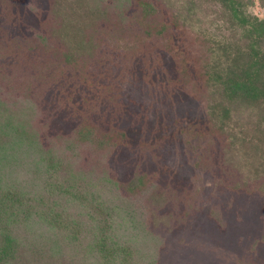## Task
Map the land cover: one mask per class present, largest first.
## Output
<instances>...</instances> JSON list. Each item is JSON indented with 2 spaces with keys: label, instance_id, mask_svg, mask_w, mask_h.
<instances>
[{
  "label": "trees",
  "instance_id": "1",
  "mask_svg": "<svg viewBox=\"0 0 264 264\" xmlns=\"http://www.w3.org/2000/svg\"><path fill=\"white\" fill-rule=\"evenodd\" d=\"M5 4L0 0L1 11ZM253 6L254 0H14L5 14L13 11L29 26L27 11L35 20L28 34L38 44L25 36L20 42L32 67L15 56L6 61L13 69L0 66V264H161L163 244L144 222L147 204L168 195L169 181L171 192L192 183L197 165L188 162L179 176L149 164L145 174L124 166L119 152L164 140V117L135 113L141 103L133 97L165 95L170 76L181 95L190 87L202 92L200 129L226 135L223 170L241 175L190 190L189 208H200L216 226L215 208L228 205L224 213L245 225L238 217L247 215L256 248L264 249V18L250 13ZM0 18L2 37L6 15ZM51 57L59 61L48 76L41 69ZM128 77L129 100L112 106L107 90L121 92ZM261 254L257 263H264Z\"/></svg>",
  "mask_w": 264,
  "mask_h": 264
},
{
  "label": "rangeland",
  "instance_id": "2",
  "mask_svg": "<svg viewBox=\"0 0 264 264\" xmlns=\"http://www.w3.org/2000/svg\"><path fill=\"white\" fill-rule=\"evenodd\" d=\"M6 2L0 16H5L2 26L3 36L0 37V66L3 68H10L6 61L13 60L14 56L18 57L25 67H32L34 63L26 58L24 48L20 44L23 42L24 36L31 39L28 34L29 29L35 23V20L30 17L27 11L22 14L27 17L28 22L32 25H22L19 22L18 14L10 11L5 14V10L13 7L14 0H4ZM35 5L38 4L35 2ZM250 13L257 17L264 18V9L259 3V0H254V6L250 8ZM0 20H2L0 18ZM36 31L41 33L52 32V27H35ZM214 31V28L212 29ZM33 48H36L38 42L31 39ZM38 51L42 50L37 47ZM49 63L41 70L48 76L58 67V58H49ZM22 74H27L24 68L20 69ZM117 73V70H114ZM126 79V78H125ZM165 80L157 83L161 86ZM124 87L120 92L121 87L111 88L107 90L108 103L112 106L127 103L128 89L131 88V79L128 77L124 83ZM168 92L165 95H157L155 97L144 100L136 96L132 99L141 105L137 106L135 113L146 114L149 121H152L156 113L162 115L165 120L163 126H158L162 131H167L164 135V140L160 143L150 142L144 140L140 148L135 150H122L119 152L120 161L123 160V165L134 168L136 172L148 174L152 171L149 164H156V167L170 166L174 168L177 174L183 175L188 168V162L192 165H197L195 176L190 178L193 182H184L178 185L179 187L174 191L175 186L169 181L167 187H164V192L168 195L163 199L157 201V205L147 204L148 211L145 213L144 222L151 228V230L159 236L163 244V250L160 255L161 264H264L255 261V253L264 252L256 248L257 236L254 232L250 219L247 220V215L238 217L246 220L249 225L236 222V218L224 213L226 208H215L219 212L221 223L216 226L210 217L204 216L200 213V208H189L190 197L192 191L198 188H211V180L225 179L227 181L231 178H240L241 175L228 174V169L223 170V148L227 146L226 135L223 133L212 132L204 133L200 128L206 127L203 122L204 116L202 111L206 107L205 97L202 92L190 87L188 93L181 95L180 92L175 91L174 87L180 86L173 76L168 77L165 81V86ZM155 90H158L156 88ZM201 94V95H200ZM160 98H158L157 96ZM196 97V99H194ZM194 102V104L189 103ZM144 104V106H143ZM143 106V107H142ZM114 112H119L120 108H114ZM184 113L201 114L199 117L185 115ZM137 118L135 123L139 122ZM174 122H177L179 127H175ZM187 126L192 127V131ZM174 133V137H170ZM150 138V137H146ZM239 159H246L241 156ZM186 164V165H184ZM147 165V167H146ZM182 165V166H181ZM184 165V166H183ZM155 167V165H154ZM181 175V176H182ZM122 178V177H121ZM202 179V180H199ZM173 186V187H171ZM161 188L163 186L160 185ZM203 193V192H202ZM203 195L206 197V193ZM223 203L230 200V193L222 195ZM186 203V205H185ZM225 206V205H224ZM233 208H240V203L234 205ZM252 209V208H251ZM264 212V210H261ZM262 234V231L259 233ZM264 258V254H261Z\"/></svg>",
  "mask_w": 264,
  "mask_h": 264
}]
</instances>
